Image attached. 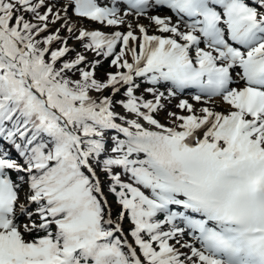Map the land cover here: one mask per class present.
<instances>
[{"label":"snow or ice","instance_id":"6c2138e0","mask_svg":"<svg viewBox=\"0 0 264 264\" xmlns=\"http://www.w3.org/2000/svg\"><path fill=\"white\" fill-rule=\"evenodd\" d=\"M0 264H264V0H0Z\"/></svg>","mask_w":264,"mask_h":264}]
</instances>
